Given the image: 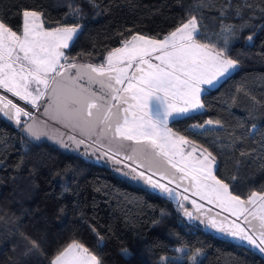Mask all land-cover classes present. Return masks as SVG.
<instances>
[{
  "label": "trees",
  "instance_id": "16d2710c",
  "mask_svg": "<svg viewBox=\"0 0 264 264\" xmlns=\"http://www.w3.org/2000/svg\"><path fill=\"white\" fill-rule=\"evenodd\" d=\"M213 2L216 9L197 10L191 7L193 0H96L95 8L88 0H0V17L14 30L22 26L23 10L42 12L46 26H55L56 21L79 23L82 30L69 55L91 52L82 62L97 63L106 48L119 47L121 39L133 33L162 37L186 13L196 14L201 29L212 33L233 25L238 38L232 41L230 54L240 61L239 67L204 92L202 111L179 117L170 126L209 147L217 156L218 175L232 193L261 192L264 0H232L233 9L223 18L218 9L226 0ZM70 3L82 9L80 17L66 15ZM245 3L252 8H243ZM238 5L239 17L234 11ZM249 35L252 41L247 40ZM238 87L244 91L237 93ZM206 119L220 120L223 127L191 134L189 125ZM241 151L248 155L241 156ZM56 172L61 175L54 176ZM233 175L235 181L228 179ZM0 217V264H49L54 251L71 239L88 247L102 264H163L162 258L164 264H191L189 257L197 252L201 256L198 261L196 256V264H264L255 250L185 220L167 198L49 141L33 142L1 117ZM25 237L40 248H32ZM182 247L187 251L176 258Z\"/></svg>",
  "mask_w": 264,
  "mask_h": 264
},
{
  "label": "snow or ice",
  "instance_id": "6c2138e0",
  "mask_svg": "<svg viewBox=\"0 0 264 264\" xmlns=\"http://www.w3.org/2000/svg\"><path fill=\"white\" fill-rule=\"evenodd\" d=\"M88 3L94 8L99 6L96 0H88ZM191 7L197 10L216 9V4L213 0L207 3L205 0H193ZM243 8L251 9L252 5L245 3ZM232 9V0H226L218 9L219 16L223 18ZM234 11L239 17L241 6H236ZM261 11L264 12V8ZM81 13L82 9L78 6L68 5L67 16L80 17ZM185 15L186 18H182L173 30L162 37L159 34L133 33L121 39L119 47L105 49L103 60L98 63L94 59L82 62L81 58L85 55L91 57V52L69 55L82 30L79 23L56 21L55 26H46L42 12L23 10L22 26L14 30L0 17V113L8 119L14 118L17 126L23 125L22 130L37 141L43 137L52 140L53 137L45 129H52L55 124L69 129V132L79 129L82 137L96 136L101 141L108 138L109 145L117 146L115 155L123 152L125 159L137 164V167L125 164L124 167L130 171L123 175L132 176L135 173L133 179L139 178L153 189H159L161 194H167L176 203L177 210H184L189 219H195L183 202L188 201L189 196L184 195L183 201H178L181 193L168 187V184L176 183V187L180 188L183 185L177 181L188 180L189 186L183 189L185 193L191 192L193 196L214 203L237 217L245 212L254 216V211L250 212L245 205H255L257 198L264 202V191H252L246 201L233 194L230 184L218 175L217 156L209 147L197 144L189 139L188 134L170 126L178 117L202 111L205 108L204 92L240 64L230 54V45L238 38L233 25H222L220 33L216 34L218 41L214 43L211 37H202V21L196 14ZM219 38H222V44ZM252 39L251 35L247 37L248 41ZM236 91L240 93L244 90L238 87ZM9 93L30 104L33 109L43 108V112L37 116L15 103L7 95ZM244 95L249 93L244 92ZM231 99L235 104L236 97ZM12 110L14 117L10 114ZM22 116L32 118L33 123L22 120ZM212 125L223 127L220 120L208 119L203 124H192L191 134H196L199 129L204 130L199 133L203 135L205 131H210L208 126ZM55 131L60 129L55 128ZM61 135H66L77 145L75 150L86 143L85 138L78 139L76 135ZM125 141L131 143L126 144ZM54 142L69 148L63 139ZM245 155L248 153L241 151V156ZM138 168H146V171H138ZM116 170L122 171L120 168ZM60 175V172L54 173V176ZM157 175L159 179H153ZM165 179L168 184L161 183ZM228 179L235 181L237 177L233 175ZM191 203L198 210L203 207L195 200ZM261 208L264 210V204ZM60 211L63 212V209ZM261 219L264 220V217ZM206 226L246 241L264 253V247H261L264 245V224H261L259 235L255 230L250 232L235 222V230L225 229L215 219H210ZM92 230L96 231L95 228ZM25 239L29 240L32 248H40L37 241L28 237ZM197 255L199 252L189 258L191 264H196ZM49 264L102 262L79 240L71 239L54 251Z\"/></svg>",
  "mask_w": 264,
  "mask_h": 264
},
{
  "label": "rangeland",
  "instance_id": "374dc122",
  "mask_svg": "<svg viewBox=\"0 0 264 264\" xmlns=\"http://www.w3.org/2000/svg\"><path fill=\"white\" fill-rule=\"evenodd\" d=\"M22 21H23V17H22ZM200 27H202V24H200ZM201 33H202V37L203 38L206 39L207 37H211L212 42L215 43V42L218 41V37L216 36V34L220 33V32L212 33V32H209L207 30H202L201 29ZM219 42L222 44V42H223L222 38H219ZM0 91H2V90H0ZM7 95L15 103H17L18 105H20L22 107H25L26 109H28L30 111H33L37 116H39L40 112H43V108H40L39 110L33 109L30 104H26L24 101L19 100L17 97L11 96L10 93L7 94ZM10 114H12L13 117H14V110H12V112ZM0 117L3 118L4 120H6L8 123H10L15 128H17L24 136H26L29 140H31L33 142L46 140V141H49V142L59 146L64 151L79 154L82 157H84V158H86V159H88V160H90L92 162L99 163V164H104V165L108 166L117 175L129 180L130 182H133V183H136V184H138L140 186H143V187L149 189L150 191H153V192H155V193L167 198L168 200H170V202L172 203V205H173L174 209L176 210V212L178 214H180L185 220L196 222L204 230H207V231L213 233L214 235H216L218 237H221V238H224V239H228V240H230V241H232L234 243H238V244L247 246L250 249L255 250L261 256L264 257V253L260 252L258 248L253 247L252 245H250L246 241H241L239 239H236V238H233V237L227 235L226 233L218 232L215 229L211 228L210 226H206V225H208V222H209L210 219H215L217 221V224L218 225L222 224L225 227V229H227V230H235L233 228V222H235V224H238L241 228L249 230L250 232L252 230H255L256 234L259 235L261 224H264V220L261 219L262 217H264V210H262V208H261V205L264 204V202L260 201L258 198H257V202H256L255 205H252V204H246L245 205L249 209L250 212L254 211L255 218H254L253 215H250L248 212H245L242 215H240L239 217H237L232 212L226 211V210L222 209L221 207L217 206L214 203H208L206 200H201L199 197L193 196L191 192L185 193L183 189H184V187H188L189 186V181L188 180H185L183 182L177 181V183H182V185H183L180 188L176 187V183L168 184V181L166 179L162 180L161 183L168 184V187L174 189V191H178V192L181 193V196L177 197L178 201H183V196L184 195L189 196V200L188 201H183L184 204H185V207L187 208V210L192 213L193 217H195V219H189L184 214V210H179V211L177 210L176 203H174L173 200L169 199L167 194H161L159 189H153L152 187L147 185L143 180H140L139 178L133 179L132 176H134L135 173H133L132 176L123 175L124 172H129L130 171L129 168H125L124 167L125 164H128L131 167H137V164L133 163L130 160L125 159L123 152H121L120 155H115V151H116V147L117 146H116V144L109 145V139L108 138H104L101 141V140H98L96 136H93V137H90V138L82 137V136L79 135V129H74L71 132H69V129L63 128L59 124H55L52 129H45L46 131H48V134L53 137L52 140L48 139L47 137H43L41 140L37 141V140H34V139L30 138L22 130L23 129V125L17 126V124L15 123V119L14 118L13 119H8L7 117L3 116L2 113H0ZM21 119L22 120H26L27 123H29V124L33 123V119L32 118H26V117L22 116ZM40 119H45V117H40ZM206 120H208V119H206ZM49 123L51 124L52 121L49 120ZM203 123H201V124H203ZM191 125H189V129H190ZM40 127L44 128L43 125H41ZM217 127L218 126H215V125L208 126L209 129L210 128H217ZM55 128H59L60 131H55ZM196 131H201V130L198 129ZM61 133H68L70 135H76L78 139L85 138L86 139V143L84 145H79V150H75L77 148V145L74 142L69 141L67 139L66 135L62 136ZM61 139H63L66 143L69 144V148L65 149V148L61 147L58 142H54V141H59ZM93 140H97V143H93ZM124 143L127 144V143H131V142L125 141ZM110 148H111V151L109 150ZM186 150H190V149H186ZM105 153H108V155H105ZM197 155H198V153H197ZM110 156L112 157V159H109ZM97 157H100V158L97 159ZM161 159H163V158H161ZM117 160H120L121 163L117 164L116 163ZM165 167H167V165H165ZM117 168H120L122 171L118 172L116 170ZM138 171H146V168H138ZM172 171H175V170L172 169ZM177 175H180V174L177 173ZM153 179H159V176L157 175V176L153 177ZM251 192L252 191H250L249 193H247L245 195H240V196L243 199H245V201H246L248 195H250ZM235 195H237V194H235ZM192 200H195L197 202V204H199V205H203V207L198 210L196 207H194L192 205V203H191ZM248 222H251V223H248ZM261 247H264V245H261ZM178 249H179V254L176 256V258L177 257L181 258V254L186 252L187 249L185 247L178 248ZM200 256H201V254L198 255L197 261H198V258ZM189 261H190V259H189ZM161 262L164 264L165 263V258H162Z\"/></svg>",
  "mask_w": 264,
  "mask_h": 264
}]
</instances>
